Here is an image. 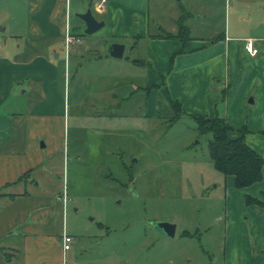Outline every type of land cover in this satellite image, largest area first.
<instances>
[{
  "label": "crops",
  "instance_id": "obj_1",
  "mask_svg": "<svg viewBox=\"0 0 264 264\" xmlns=\"http://www.w3.org/2000/svg\"><path fill=\"white\" fill-rule=\"evenodd\" d=\"M101 1L0 0V264H124L116 251L101 248L108 230L72 214L78 202L70 169L83 151L78 140L71 142L70 121L71 105L81 120L108 117L83 110L92 107L85 84L124 81L118 65L110 69L106 62L122 60L126 51L141 53L127 60L146 68L148 85L166 81L161 94L178 100L184 112L219 115L234 129L247 128L246 142L264 157V38L255 37L263 52L247 55L244 40L252 36L232 34L225 16L224 30L213 29L210 42L203 32L207 0H106L98 8ZM88 9L105 22L90 37L78 16ZM68 32L80 38L69 53ZM109 43L125 45L122 58L109 55ZM87 53L94 59L84 71ZM149 107L159 115L155 93L148 96V114ZM89 128L97 133L86 138L91 172L105 176L102 157L116 153L105 150L101 129ZM225 182L227 253L238 264H264V208L245 202L246 195L264 201V170L262 180L244 188L231 175ZM64 233L73 236L68 250Z\"/></svg>",
  "mask_w": 264,
  "mask_h": 264
},
{
  "label": "rangeland",
  "instance_id": "obj_2",
  "mask_svg": "<svg viewBox=\"0 0 264 264\" xmlns=\"http://www.w3.org/2000/svg\"><path fill=\"white\" fill-rule=\"evenodd\" d=\"M207 1L211 10L203 32L210 42L213 29L224 30L225 16L232 34L264 38V0ZM140 55L126 51L122 60L106 62L110 69L118 65L117 70L127 77L124 81L86 82L92 107L83 110L108 117L81 120L75 115L77 107L71 105L70 138L80 142L84 161L73 163L70 169V193L75 192L78 202L72 214L102 233L108 230L109 238L101 248L116 251L124 264H238L239 257L227 253L231 231L225 220L227 176L211 160L212 134L199 133L191 112L176 118L177 107L160 91L166 81L148 85L146 68L127 60V56ZM85 56L83 70L87 71L94 55ZM152 93L160 111L156 116L150 107L147 112ZM89 127L101 129L105 135L100 139L108 146L105 150L116 153L102 157L105 176L91 172L86 138L97 133ZM163 221L176 225L174 236L155 225Z\"/></svg>",
  "mask_w": 264,
  "mask_h": 264
},
{
  "label": "trees",
  "instance_id": "obj_3",
  "mask_svg": "<svg viewBox=\"0 0 264 264\" xmlns=\"http://www.w3.org/2000/svg\"><path fill=\"white\" fill-rule=\"evenodd\" d=\"M171 103L177 107L176 118L186 114L178 100L170 98ZM190 115L196 119L200 134H212L209 140V153L217 170L226 176H233L237 188H244L262 180L264 157L246 142L247 128L234 129L226 118L219 115L213 117H203L198 113ZM245 202L264 208V201L251 195L245 196Z\"/></svg>",
  "mask_w": 264,
  "mask_h": 264
},
{
  "label": "water",
  "instance_id": "obj_4",
  "mask_svg": "<svg viewBox=\"0 0 264 264\" xmlns=\"http://www.w3.org/2000/svg\"><path fill=\"white\" fill-rule=\"evenodd\" d=\"M78 16L84 20L86 24L85 33L86 34H93L100 30L104 25V21L98 20L92 13L91 9H88L84 13L78 14ZM107 50L109 55L122 58L124 55L125 45L121 43H109L107 45ZM158 227L164 230L170 236H174L176 233V225L174 223H170L167 221L157 222L155 223Z\"/></svg>",
  "mask_w": 264,
  "mask_h": 264
},
{
  "label": "built area",
  "instance_id": "obj_5",
  "mask_svg": "<svg viewBox=\"0 0 264 264\" xmlns=\"http://www.w3.org/2000/svg\"><path fill=\"white\" fill-rule=\"evenodd\" d=\"M105 1L106 0H102L100 3L97 4V7L98 8H102L103 7V3ZM78 41H80V38L79 37H75L71 32H68L66 34L65 45H66L67 53H69L72 44L75 43V42H78ZM244 45H245V49H246L247 53L250 56H256V55L259 54L260 47L258 45V39L257 38H255V37H247L244 40ZM2 55H3V48L0 46V60L2 58ZM66 196H67V194H66V192H64V194L62 196H60V198L65 200ZM62 238H63L64 249L65 250L70 249L71 246H72V242H73V236L70 235L69 233H64Z\"/></svg>",
  "mask_w": 264,
  "mask_h": 264
}]
</instances>
